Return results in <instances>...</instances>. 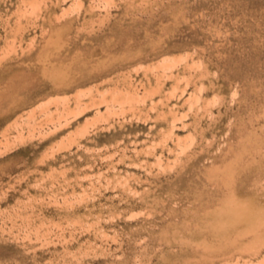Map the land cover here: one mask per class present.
Returning <instances> with one entry per match:
<instances>
[{
	"label": "rangeland",
	"instance_id": "1",
	"mask_svg": "<svg viewBox=\"0 0 264 264\" xmlns=\"http://www.w3.org/2000/svg\"><path fill=\"white\" fill-rule=\"evenodd\" d=\"M61 21L69 85L40 59ZM256 139L264 0H0V264H201L166 234Z\"/></svg>",
	"mask_w": 264,
	"mask_h": 264
},
{
	"label": "bare ground",
	"instance_id": "2",
	"mask_svg": "<svg viewBox=\"0 0 264 264\" xmlns=\"http://www.w3.org/2000/svg\"><path fill=\"white\" fill-rule=\"evenodd\" d=\"M70 31L67 21L53 25L40 51L45 75L57 85H69L76 77L72 63L55 64L53 61L56 52L67 44ZM251 142V149L246 151L245 148V154L236 156L234 162L228 161L209 171L211 184L221 187V197L195 209L191 224L174 225L166 234L167 242L176 243L182 234L190 233L183 240L195 243L194 257L201 264L233 256L249 258L264 247V189L260 184L264 171V141ZM165 264H171L170 259Z\"/></svg>",
	"mask_w": 264,
	"mask_h": 264
}]
</instances>
